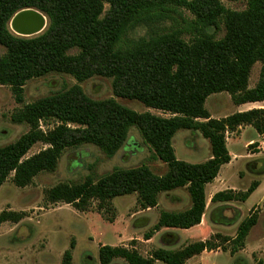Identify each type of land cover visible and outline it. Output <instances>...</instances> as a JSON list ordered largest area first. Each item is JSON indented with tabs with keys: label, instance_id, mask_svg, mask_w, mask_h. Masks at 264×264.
<instances>
[{
	"label": "trees",
	"instance_id": "1",
	"mask_svg": "<svg viewBox=\"0 0 264 264\" xmlns=\"http://www.w3.org/2000/svg\"><path fill=\"white\" fill-rule=\"evenodd\" d=\"M223 1L0 0V46L5 49L0 57V86L10 88L17 104L24 102L28 81L62 74L78 83L93 77L111 79L115 98L137 101L170 115L137 113L113 98L95 101L78 85L23 104L12 113L11 122L28 126V131L0 147V188L9 178L15 187L25 188L37 175L54 172L67 149L93 145L111 158L134 128L154 158L167 166L164 175L154 174L144 164L115 168L96 179L87 175L80 182L58 184L45 191L46 202L63 203L78 212L96 203L99 211L109 212L114 198L135 194L141 210H148L157 206L160 194L185 189L190 207L160 212L145 240L162 228L198 226L205 213L206 185L231 161L225 134L245 126L264 134V109L214 119L205 108L210 95L222 92L229 94L235 106L264 102V0H247L242 11L226 9ZM178 9L193 19L182 28L174 24L155 30L166 20L175 21L172 16L181 17ZM25 10L46 18L41 34L26 38L11 33L10 22ZM137 27L147 28L148 36L129 39L128 34ZM222 29L223 37L216 39ZM256 63L261 65L259 78L249 88ZM47 122L53 125L44 131L40 123ZM178 130L198 131L209 142L210 158L201 164L177 160L172 139ZM38 143L46 148L25 157ZM258 185L259 181H252L242 192H218L211 203L245 202ZM24 217L22 212L2 211L0 227L17 224ZM257 219L256 214L243 219L233 238L215 234L175 250L157 248L148 257L133 246L101 245L99 264L116 259L126 264H186L205 251L225 252V244H230L234 255L244 247ZM62 264H71V251L64 252Z\"/></svg>",
	"mask_w": 264,
	"mask_h": 264
},
{
	"label": "rangeland",
	"instance_id": "2",
	"mask_svg": "<svg viewBox=\"0 0 264 264\" xmlns=\"http://www.w3.org/2000/svg\"><path fill=\"white\" fill-rule=\"evenodd\" d=\"M246 1L224 0L222 3L226 9L242 11L246 8ZM177 11L181 17L172 16L175 21L166 20L158 24L155 30L160 31L174 24L182 28L193 19L187 11ZM11 23L12 21L8 26L9 30L15 34ZM46 26L45 18L44 28L34 36L41 34ZM148 32L147 28L137 27L128 37L138 40L146 38ZM223 35L222 29L216 39ZM184 39L188 40V36H184ZM4 53L5 49L0 46V57ZM260 69V63L253 66L249 88L256 85ZM74 85H78L92 100L113 98L120 105L137 113L149 112L160 117H170L167 113L146 108L140 102L115 98L111 79L103 77H93L82 83L62 74L32 79L24 86L23 104ZM23 104L15 102L9 87L0 86V147L15 142L28 131V126L11 122L12 113ZM205 108L211 118L222 119L237 112L264 109V102L241 108L232 103L228 93L222 92L210 95L206 99ZM52 125V122L40 123V128L45 131ZM225 139L232 156L231 163L223 165L218 177L206 185V207L200 227L191 232L160 229L152 234L150 241L145 240V234L152 230L160 212H179L190 207V198L185 189L160 194L157 206L150 210H141L135 194L114 198L109 212L99 211L96 203L87 211L78 212L69 205L49 204L45 200V191L58 184L80 182L87 175L96 179L115 168H133L144 164L154 174L164 175L167 166L154 158L152 150L144 144L134 128L129 130L123 147L111 158L93 145H82L65 150L54 172L37 175L32 184L25 188L15 187L9 178L0 188V212H22L25 217L17 224L1 225L0 264H62L63 254L68 250L71 251V264H99L98 248L101 245L126 248L133 246L143 257H148L157 248L175 250L194 242L209 240L215 234L233 238L239 223L250 214H256L258 219L245 240L242 252L231 255L230 244H225V252L222 249L207 252L191 258L186 264H264V213L259 214V206L254 207L256 204L260 205V195L253 196L246 204L235 201L211 203V198L217 192H242L252 181L260 180L264 175V140L261 143L254 141L244 147L250 140L259 141L257 133L246 127L238 128L234 133H226ZM172 146L177 160L190 164H201L211 156L209 142L198 131L178 130L172 139ZM45 148V145L38 143L25 157ZM165 236L168 237L162 239ZM111 264L126 263L116 259Z\"/></svg>",
	"mask_w": 264,
	"mask_h": 264
},
{
	"label": "water",
	"instance_id": "3",
	"mask_svg": "<svg viewBox=\"0 0 264 264\" xmlns=\"http://www.w3.org/2000/svg\"><path fill=\"white\" fill-rule=\"evenodd\" d=\"M18 17L15 19V29L17 36L20 37H32L39 33L45 26V18L36 11L33 10H25L16 14ZM15 15V17H16ZM40 16L44 23H41ZM14 17V18H15ZM13 18V19H14Z\"/></svg>",
	"mask_w": 264,
	"mask_h": 264
},
{
	"label": "crops",
	"instance_id": "4",
	"mask_svg": "<svg viewBox=\"0 0 264 264\" xmlns=\"http://www.w3.org/2000/svg\"><path fill=\"white\" fill-rule=\"evenodd\" d=\"M255 104H259V103H248V104H243V105H241L240 107L241 108H246L247 106H250V105H255ZM242 110H244V109H242ZM247 110V109H246ZM251 110V109H250ZM243 112H245V111H243ZM246 128H248V129H252L251 127H248V126H245ZM239 129H241V127L239 128ZM232 133H234V132H232ZM257 136H258V139H259V141H257V140H250V141H248L245 145H244V147H247L249 144H251L252 142H254V141H256V142H259V143H261V141H263L264 140V134H262V135H259V134H257ZM264 142V141H263ZM228 150V149H227ZM229 152V151H228ZM230 154V153H229ZM230 157H231V159H232V156H231V154H230ZM231 163V161L229 162V164ZM228 165V164H227ZM220 171V170H219ZM218 175H219V173H218ZM218 175H217V177H218ZM216 177V178H217ZM215 178V179H216ZM214 179V180H215ZM217 188V187H216ZM213 189H215V187L213 188ZM221 192V191H220ZM218 193V192H217ZM216 194V193H215ZM214 194V195H215ZM255 195H260V199H259V202H260V205H254V207L255 206H259V208H260V212H259V214H262V213H264V175L260 178V180H259V185H258V187L256 188V190L247 198V200L245 201V202H240L241 204H246L253 196H255ZM205 197H206V187H205ZM152 209H154V208H152ZM148 210H150V209H148ZM203 218H204V216H203ZM202 218V219H203ZM202 224V220H201V223L198 225V226H196V227H194V228H191V229H189V230H184V231H186V232H191V231H193V230H195L196 228H198V227H200V225ZM162 229H165V228H162ZM248 236V235H247ZM151 239V238H150ZM150 239L149 240H147V241H150ZM162 239H164V238H162ZM244 247H245V244H244ZM244 247L241 249V251L239 250V252H242L243 251V249H244ZM212 252V251H211ZM206 254L207 252L205 251V252H203L202 254ZM204 254V255H205ZM201 255V254H200ZM199 256V255H198ZM200 262V261H199ZM187 263V262H186Z\"/></svg>",
	"mask_w": 264,
	"mask_h": 264
},
{
	"label": "bare ground",
	"instance_id": "5",
	"mask_svg": "<svg viewBox=\"0 0 264 264\" xmlns=\"http://www.w3.org/2000/svg\"><path fill=\"white\" fill-rule=\"evenodd\" d=\"M17 17H18V16L16 15V17L12 20V23H11V27H12V29L14 30L15 33H17V31H16V29H15V23H14V21H15V19H16ZM38 17L40 18L41 23H44V20H43L40 16H38Z\"/></svg>",
	"mask_w": 264,
	"mask_h": 264
},
{
	"label": "built area",
	"instance_id": "6",
	"mask_svg": "<svg viewBox=\"0 0 264 264\" xmlns=\"http://www.w3.org/2000/svg\"><path fill=\"white\" fill-rule=\"evenodd\" d=\"M256 149H259V147H258V148H256Z\"/></svg>",
	"mask_w": 264,
	"mask_h": 264
}]
</instances>
